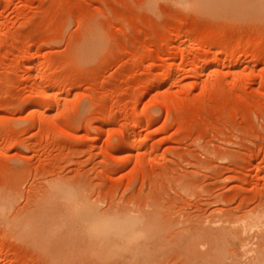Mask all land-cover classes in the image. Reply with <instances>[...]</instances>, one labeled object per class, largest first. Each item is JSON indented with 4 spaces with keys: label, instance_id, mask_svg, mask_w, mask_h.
<instances>
[{
    "label": "rangeland",
    "instance_id": "rangeland-1",
    "mask_svg": "<svg viewBox=\"0 0 264 264\" xmlns=\"http://www.w3.org/2000/svg\"><path fill=\"white\" fill-rule=\"evenodd\" d=\"M156 1L0 0V264H264V0ZM50 179L147 236L93 248Z\"/></svg>",
    "mask_w": 264,
    "mask_h": 264
},
{
    "label": "bare ground",
    "instance_id": "bare-ground-1",
    "mask_svg": "<svg viewBox=\"0 0 264 264\" xmlns=\"http://www.w3.org/2000/svg\"><path fill=\"white\" fill-rule=\"evenodd\" d=\"M179 2V0H177ZM176 1V3H177ZM185 2V0H182ZM155 2L157 3L158 1L155 0ZM175 3V2H174ZM185 3H188V1H186ZM153 5V3L151 4ZM182 5V4H181ZM189 5V4H188ZM183 6V5H182ZM152 7V6H151ZM175 56V55H174ZM50 78V75H49ZM54 79V78H53ZM49 83V79L47 78L45 80V85H48ZM51 83V82H50ZM54 83V82H53ZM65 83V82H64ZM61 84V83H60ZM44 86V85H43ZM58 87H60V85H58ZM64 87V86H63ZM45 88V86H44ZM44 88L43 91L45 92ZM48 88V87H47ZM52 97V96H51ZM50 98V97H49ZM54 98V97H53ZM52 98V99H53ZM51 99V98H50ZM55 99V98H54ZM52 101V100H51ZM46 102V101H45ZM39 103V102H38ZM52 103V102H51ZM48 105V104H47ZM45 109V108H44ZM43 109V110H44ZM40 110V109H39ZM41 111V110H40ZM136 115V113H135ZM144 115V112H143ZM146 115V113H145ZM138 115H136L135 117H137ZM155 116V115H154ZM49 117V116H48ZM46 117V118H48ZM141 143V142H137ZM124 147L127 148L129 147V144L127 143V141H124ZM51 180V179H50ZM49 180V181H50ZM59 180V179H56ZM64 180V179H63ZM62 179H60L59 181H63ZM55 180H51V184L49 182V184L47 185L49 188H47V193L48 191H50L53 194H60L62 196V198L64 199V202L66 201V203H68V205L71 208L72 211V219L71 220H75L76 222H78L80 225H82L81 227L85 229L86 233L88 234V236L91 238V240L93 241V245L95 248V246L99 248H103L106 250V252H115L116 254L117 251L120 252V250H124L127 251L128 249L126 248L127 246L131 247L134 249V244L135 242H137V240L141 237H145L147 236V228L150 225V220L149 217L147 218L146 215H141V214H136V213H132L130 211L128 212H123V211H127V210H122V212H120V209L118 210L116 207V209H114V211L112 212L109 209H104L102 210L101 207H99L96 203H91L88 200L85 199L84 194L80 191V189L77 188V186H79L77 184V186L73 185V183H70L71 181H69L70 184H67L68 180H64L63 182H59V181H55ZM66 181V183H65ZM72 184V185H71ZM50 185V186H49ZM46 193V194H47ZM45 194V196H46ZM49 195V193L47 194V196ZM59 195V196H60ZM51 196V195H50ZM61 196L59 197L61 199ZM42 197V196H41ZM52 197H54L52 195ZM10 198V197H9ZM46 198V197H45ZM56 198V196H55ZM58 198V196H57ZM54 199V198H52ZM45 201V200H43ZM61 202V200H59ZM9 203V200L6 198H1L0 197V214L3 215L6 213V207L4 205H7ZM62 203V202H61ZM102 204V203H101ZM66 207V205H64ZM113 207V206H112ZM37 209V208H36ZM64 209V208H63ZM60 211V210H59ZM62 211V210H61ZM67 212V210H64V212ZM70 211V212H71ZM34 212V211H33ZM32 213V212H31ZM36 213V212H35ZM62 213V212H61ZM60 214V213H59ZM33 215V214H32ZM31 214L29 215V213H27V216H25L26 218H30V216H32ZM57 215V214H56ZM65 215V214H64ZM68 215V214H67ZM62 216V215H61ZM260 216H258L259 218ZM264 217V215H263ZM25 218V219H26ZM57 221H59V216L58 217H54ZM23 219V218H22ZM66 219V218H65ZM262 219V218H261ZM23 221V220H22ZM65 221V220H64ZM62 221V222H64ZM56 222V221H55ZM69 224V222L67 221V225ZM77 224V225H79ZM149 224V225H148ZM62 225L64 226L65 223H62ZM72 225V224H70ZM75 226V225H74ZM251 226V225H250ZM79 226V228H81ZM76 228V227H75ZM79 229L80 230H82ZM78 230V229H77ZM84 231V230H83ZM82 232V231H81ZM83 233V232H82ZM224 236H226L224 234V232L222 233ZM83 235L86 236V234L84 233ZM208 235V236H212ZM219 235V234H218ZM228 235V234H227ZM221 236V235H220ZM224 236H221L222 238ZM210 238V237H209ZM215 238V237H213ZM211 237V239H213ZM225 238V237H224ZM237 238V235H236ZM214 240V239H213ZM212 240V241H213ZM219 240V239H218ZM141 241V240H140ZM242 242V240H240ZM264 242V241H263ZM91 243V242H90ZM95 243V244H94ZM244 244V243H243ZM242 244V246H244ZM261 244V243H260ZM259 244V245H260ZM92 243L90 244V246H93ZM136 245V244H135ZM88 246H89V242H88ZM125 246V247H124ZM264 247V245H263ZM136 248V247H135ZM98 249V248H97ZM102 249V254L105 251H103ZM263 249V248H262ZM101 252V249H99ZM131 250V249H130ZM236 250V249H235ZM259 250H261L259 248ZM96 251V250H95ZM124 251V252H125ZM240 251V250H239ZM122 252V251H121ZM120 252V253H121ZM232 252V251H231ZM114 253V254H115ZM123 253V252H122ZM264 252H262L261 254L263 255ZM100 254V253H99ZM258 254V253H257ZM104 255V256H105ZM109 255V254H108ZM120 255V254H119ZM261 257V255H260ZM255 260L252 261V264H258L259 261V255H256ZM253 260V259H252ZM263 260V259H262ZM261 260V261H262ZM258 262V263H257ZM261 264V263H259Z\"/></svg>",
    "mask_w": 264,
    "mask_h": 264
}]
</instances>
